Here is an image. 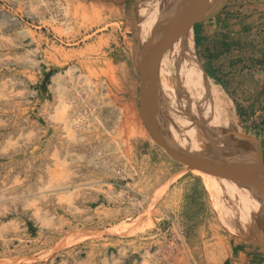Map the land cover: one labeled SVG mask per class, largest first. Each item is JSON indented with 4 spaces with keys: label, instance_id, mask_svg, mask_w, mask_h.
Instances as JSON below:
<instances>
[{
    "label": "rangeland",
    "instance_id": "1",
    "mask_svg": "<svg viewBox=\"0 0 264 264\" xmlns=\"http://www.w3.org/2000/svg\"><path fill=\"white\" fill-rule=\"evenodd\" d=\"M166 4L155 29V0H0V264H264V248L230 233L237 209L212 201L202 168L220 166L237 205L264 211L260 74L213 78L189 36L224 143L208 150L175 90ZM245 231L263 237L264 222Z\"/></svg>",
    "mask_w": 264,
    "mask_h": 264
},
{
    "label": "crops",
    "instance_id": "2",
    "mask_svg": "<svg viewBox=\"0 0 264 264\" xmlns=\"http://www.w3.org/2000/svg\"><path fill=\"white\" fill-rule=\"evenodd\" d=\"M166 2L168 0H155L154 11L149 14V17H153V20L151 19L152 23H154L152 27L155 29L157 27L156 21L162 16H167L168 12L166 13L165 11ZM186 13L191 32L190 37L193 38L197 58L214 73L213 78L221 77V75H217L221 72L220 70L225 72L230 71L231 68L235 70V68L242 65L252 67L256 72L254 78L260 74V81L258 79V84H252L250 94L253 93V96L254 94L258 95L257 92L264 88V32H262L264 25H258L264 21V0H186ZM150 41L152 45H156V43L153 44L156 39L153 38ZM178 58L180 59V57ZM158 60L160 61L161 59L159 58ZM178 70L179 68L177 67L174 76L175 82L177 80L175 90L178 84L181 87L179 93H182L183 80H181ZM198 74L203 100L205 101L206 96L211 94L210 86H206L208 81L203 77L202 72L200 71ZM254 78L252 79L254 80ZM220 87H223V84ZM243 92L246 93V88ZM181 97L183 96L181 95ZM260 100H263L261 104L264 105V97ZM254 101L252 98L248 104L252 105ZM211 110L213 112L217 111V109ZM206 119L205 114L204 121ZM212 125H217V122L215 124L213 122ZM262 126L264 127V125ZM206 130L207 128L205 127L204 135L207 132ZM259 145L260 143L256 145L259 150L257 149L255 156L259 157L261 160L260 164L264 166V145H262V148ZM224 163H226L227 167L228 162L224 160ZM243 207L250 208L248 206ZM262 220L264 221V218ZM230 254L231 256L228 257V260L231 257L234 260L239 259L241 255L239 247L233 246ZM233 264L236 263L234 262Z\"/></svg>",
    "mask_w": 264,
    "mask_h": 264
},
{
    "label": "bare ground",
    "instance_id": "3",
    "mask_svg": "<svg viewBox=\"0 0 264 264\" xmlns=\"http://www.w3.org/2000/svg\"><path fill=\"white\" fill-rule=\"evenodd\" d=\"M168 5H169V13H170L169 32L171 34L170 37L172 38V46H173L172 49L177 51L175 60H177L179 63V67L181 70L180 76L182 78L181 80H183L182 100H183V107L185 109L184 110L185 118H186L185 122L189 126V130H191L192 134L196 136L199 141L202 140V142L205 143V139H206V134L204 135L205 127H203L198 121L195 120L196 119L195 116H199V118L200 117L202 118L200 122L202 124H205L204 100L201 99L202 96H201V92L199 88V80H198L199 69L193 52V47H192L193 45L189 37L191 35V32L186 19L187 13H184L185 8L183 12V9L179 5V0H168ZM169 47L171 48L170 45ZM178 57H180V59ZM203 157L205 158V156ZM203 166L204 167L202 168L205 173L204 181L206 184L205 185L206 189L211 194V197L214 199V202H217L216 204L219 205L222 211L226 212L228 215L231 216V214L229 213L232 212V210L235 207V209H237L236 215L238 214L242 223L245 222L246 224L251 225L254 224V221H258L259 224L264 222L262 220V218H264V211H260L254 208L247 209L243 206L242 207L238 206L237 205L238 202H236L234 196L227 188L228 186H224L220 182V180H217L216 177H214L213 173H211L212 170L220 166H217L212 162L210 164L204 163ZM194 173L200 175V172L198 170H196ZM224 194H227L226 196L228 198L226 197V199H222V196L224 197ZM230 226H231L230 224H227V227L233 232L236 227H230ZM122 228L125 229L124 227ZM247 233L252 237H256L259 238L260 240H264V236L261 237L249 232Z\"/></svg>",
    "mask_w": 264,
    "mask_h": 264
},
{
    "label": "water",
    "instance_id": "4",
    "mask_svg": "<svg viewBox=\"0 0 264 264\" xmlns=\"http://www.w3.org/2000/svg\"><path fill=\"white\" fill-rule=\"evenodd\" d=\"M186 0H179V5L181 6V8L183 9V12H184V8H185V12L184 13H186V2H185ZM149 3V2H148ZM148 3H147V5H148ZM149 9H150V6L148 5V7H147V12H149ZM186 17H187V15H186ZM187 19V18H186ZM150 63V62H149ZM151 64V63H150ZM145 65H146V63H145ZM147 67H148V69L152 72V74L153 75H155V71H154V69H152L151 68V66L147 63ZM210 114V113H209ZM195 120L196 121H198L203 127H206L207 128V132H208V134H209V138H207V139H209L208 141V143H207V147H208V150H209V148L210 147H212V145L213 144H216V141H219V142H221V143H223L222 142V140H221V138H220V136L218 135V129H217V127L214 125V126H208V123H207V121H205V124H202L200 121H201V117L199 118V116H195ZM209 119L211 118V117H208ZM212 119V118H211ZM210 119V120H211ZM208 120V119H207ZM206 123H207V125H206ZM224 144V143H223ZM223 149H224V155L226 156V162L228 161V157H227V148H226V146L225 145H223ZM211 152V151H210ZM214 154V153H213ZM225 156H224V158H225ZM223 166H225L226 167V163H224L223 164ZM214 171V170H213ZM230 173V170L228 169H226V173ZM225 173V172H224ZM213 175H216V179L217 180H220L221 178H222V176H223V173H221V174H219L218 172H215ZM213 202H214V199L212 200ZM238 215V214H237ZM223 219H225V218H223ZM237 225V226H236ZM236 228L234 229V231L236 232V234H239V235H237V236H239V237H241L242 239H245L246 241H248V242H250V243H252V244H254V245H256V246H258V247H261V248H264V240H260L259 238H256V237H252V236H250L246 231H245V225H244V223H242L241 222V220H240V218H239V216H238V218H237V220H236ZM232 231V230H231ZM230 232L231 234L233 233L234 235H236L235 234V232Z\"/></svg>",
    "mask_w": 264,
    "mask_h": 264
}]
</instances>
